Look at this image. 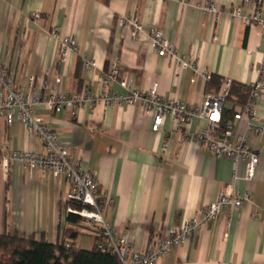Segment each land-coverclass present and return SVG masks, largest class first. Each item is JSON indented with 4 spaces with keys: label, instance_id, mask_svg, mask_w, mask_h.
<instances>
[{
    "label": "crops",
    "instance_id": "1",
    "mask_svg": "<svg viewBox=\"0 0 264 264\" xmlns=\"http://www.w3.org/2000/svg\"><path fill=\"white\" fill-rule=\"evenodd\" d=\"M206 1L0 0V61L22 85L35 77L49 91L98 94L105 89L125 94L117 83L108 88L101 84L103 74L117 63L120 76L132 75L136 88L147 92L155 85L162 97L199 106L205 96L221 90L224 79L249 88L264 53V32L228 14L231 7L250 12L246 0H212L220 9L217 17L202 10ZM37 13L38 19L34 18ZM261 15L264 19V0ZM121 16L138 18L142 31L136 38L131 36L132 29L118 25ZM55 27L60 36L73 37L78 43V52L66 62L59 59L58 37L52 35ZM155 30L181 55L193 56L200 69L219 80L197 77L191 82L192 71L177 69L156 54L148 36ZM84 56L95 61L94 69L83 67ZM229 104L224 108L231 109ZM37 114L59 133L70 160L94 175L98 200L108 202L102 208L105 222L118 238H127L134 250L151 247L164 229L179 227L199 208L214 202L221 191L249 192V201L201 227L157 264H264V134L247 131L245 119L234 127L247 133L248 146L259 155L252 181L241 178V167L215 159L205 146L181 143L168 120L153 133L151 118L138 105L98 104L74 115L68 110L52 113L40 106ZM258 118L264 128V91ZM205 126V121L194 119L186 130L193 134ZM0 147L41 150L18 120L8 126L4 118H0ZM234 173L240 178L235 179ZM68 190L65 179L44 169L31 172L15 163L4 169L0 164V234L63 241ZM255 213L260 218H254ZM85 231L96 244L93 227L86 223ZM80 242L78 236L74 246L81 248Z\"/></svg>",
    "mask_w": 264,
    "mask_h": 264
},
{
    "label": "built area",
    "instance_id": "2",
    "mask_svg": "<svg viewBox=\"0 0 264 264\" xmlns=\"http://www.w3.org/2000/svg\"><path fill=\"white\" fill-rule=\"evenodd\" d=\"M181 2L185 3L187 0ZM245 5L252 7L250 12L244 13L241 7H231L227 10L228 14L244 26H254L264 32V19L259 2L246 0ZM202 10L213 13L216 17L220 13L219 7L212 0H207ZM39 17L38 13L34 15L36 19ZM118 25L121 28L132 29V38H136L142 31V25L135 16H121L118 18ZM52 35L58 37V53L62 62H66L71 54L78 52L75 38L60 36L58 27L52 30ZM148 36L158 56L168 59L177 69L192 71L191 82H195L197 77L204 81L210 80V74L198 67L194 57L181 55L160 30L152 31ZM82 61L86 70L94 69L96 66L95 61L88 56H84ZM256 71L257 78L249 86L245 103L236 109L231 120L222 125L223 109L232 84V80L228 78L223 80L222 88L217 94L207 95L199 106H192L175 98L160 96L155 85L147 92L136 88L132 75L120 76L121 69L117 63L103 74L101 84L108 88L117 83L125 94L105 89L98 94L90 91L71 94L54 88L49 91L47 85L38 84L35 77H28L22 85L14 81L8 74L7 65L0 61V118H4L8 126L18 120L23 125L26 135L33 137L41 145V150L38 151L0 147V164L4 169L11 163L19 164L31 172L44 169L55 177L65 179L69 190L64 199V212L77 215L92 226L99 237L100 246L113 251L121 264H157L158 260L167 256L172 248L179 247L191 239L201 227L217 221L223 212L231 213L240 208L245 201L250 200V193L221 191L214 202L199 208L193 217L185 220L179 227L164 229L151 247L136 251L127 238H118L115 229L105 222L102 208L108 202L98 200V187L94 175L82 171L77 161L70 160L69 151L59 133L49 128L44 119L37 114V109L44 106L52 113L68 110L74 115L77 110L91 111L98 104L104 107L138 105L144 115L151 118L150 129L153 133H158L164 121L168 120L172 124V133L181 143L205 146L215 159H227L234 167H241L243 169L241 178L252 181L259 155L248 146L247 133L238 132L234 123L245 119L247 131L258 136L264 134V128L258 123V104L264 91V53L262 60L256 65ZM194 119L205 121L206 126L192 134L186 129ZM166 147L167 143L163 144V148ZM234 178L240 177L234 173ZM253 217L257 219L260 215L255 213ZM261 219L264 221V214Z\"/></svg>",
    "mask_w": 264,
    "mask_h": 264
},
{
    "label": "trees",
    "instance_id": "3",
    "mask_svg": "<svg viewBox=\"0 0 264 264\" xmlns=\"http://www.w3.org/2000/svg\"><path fill=\"white\" fill-rule=\"evenodd\" d=\"M257 1L261 6L262 0ZM210 79L219 80L214 77ZM248 93L249 88L231 84L226 102L231 103L232 107L223 109L222 125L233 118L236 109L245 103ZM65 222V239L57 243H52L43 236L0 234V264H121L113 251L100 246L98 236L97 243L91 250L75 247L74 241L78 236L89 234L85 231L86 222L70 213H65Z\"/></svg>",
    "mask_w": 264,
    "mask_h": 264
},
{
    "label": "rangeland",
    "instance_id": "4",
    "mask_svg": "<svg viewBox=\"0 0 264 264\" xmlns=\"http://www.w3.org/2000/svg\"><path fill=\"white\" fill-rule=\"evenodd\" d=\"M225 106H230V104L226 102ZM80 240H81L80 246L82 249L91 250L95 246L93 237L90 234L80 235L79 241ZM75 244L79 246L78 242Z\"/></svg>",
    "mask_w": 264,
    "mask_h": 264
}]
</instances>
